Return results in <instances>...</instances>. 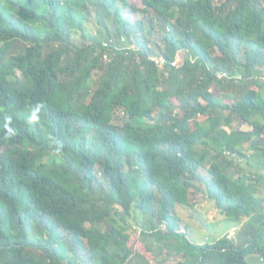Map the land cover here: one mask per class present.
<instances>
[{
	"label": "trees",
	"instance_id": "trees-1",
	"mask_svg": "<svg viewBox=\"0 0 264 264\" xmlns=\"http://www.w3.org/2000/svg\"><path fill=\"white\" fill-rule=\"evenodd\" d=\"M15 1L0 16V264L264 261V0ZM190 191L243 220L237 234L191 241L174 211Z\"/></svg>",
	"mask_w": 264,
	"mask_h": 264
},
{
	"label": "rangeland",
	"instance_id": "rangeland-1",
	"mask_svg": "<svg viewBox=\"0 0 264 264\" xmlns=\"http://www.w3.org/2000/svg\"><path fill=\"white\" fill-rule=\"evenodd\" d=\"M131 3L138 4V0H130ZM89 7L93 9L90 15L86 17L84 20V28L86 31H94L96 30L99 25L97 24V11L96 6L94 7L90 3H88ZM120 7L122 6L119 2ZM126 11H129L130 6H126ZM137 13H131V17L133 19H138ZM79 33H77V36ZM178 59V58H177ZM123 113L120 112L115 114L112 120L114 125L117 127L122 126L123 120ZM197 119H200L198 117ZM235 128L239 129H250V126L247 123H242L238 120L233 122ZM94 130L97 128L96 126L92 127ZM236 161H239L242 165L247 168L246 162L241 158L235 157ZM253 161L256 158L253 156L250 157ZM261 173L264 174V168L260 169ZM198 186L201 188H205V184L201 182H196ZM264 183V179L262 180ZM259 193L264 195V184L259 186ZM189 202L188 205H177L174 209L176 215L180 219V227L181 231H186L187 227V235L191 241L195 242H211L214 241L216 238L221 236L227 235L228 237H234L240 228L243 226V220H231L226 218L222 213L219 212L217 207L215 206L214 201L208 199L204 192H189ZM129 224L127 227V231L130 233V238L128 240L129 246L133 250H137L143 253L146 257H150L149 252L145 249L143 241H141V235L139 233V228L135 226L132 220H128ZM166 251H169L168 248ZM174 259L173 255H170L169 258L166 260V264H173L172 260ZM249 264H264V261L259 255H250L247 257Z\"/></svg>",
	"mask_w": 264,
	"mask_h": 264
},
{
	"label": "clouds",
	"instance_id": "clouds-1",
	"mask_svg": "<svg viewBox=\"0 0 264 264\" xmlns=\"http://www.w3.org/2000/svg\"><path fill=\"white\" fill-rule=\"evenodd\" d=\"M5 1H7V0H0V16H2V15H6L4 12H3V10L1 9V7H3V4H4V2ZM14 2H15V4H16V6L19 8V7H22V6H20V4L19 3H17L15 0H13ZM11 6H12V4H11ZM13 7V6H12ZM97 24H98V22H97ZM98 28V27H97ZM96 28V29H97ZM83 30H85V28H84V23H83ZM86 31V30H85ZM87 32H91V31H87ZM95 32V30L94 31H92V33H94ZM80 35V34H79ZM78 35V36H79Z\"/></svg>",
	"mask_w": 264,
	"mask_h": 264
}]
</instances>
